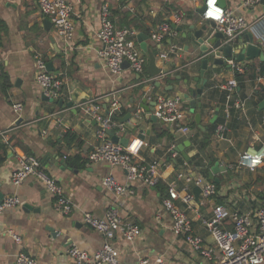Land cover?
<instances>
[{
    "label": "crops",
    "instance_id": "crops-1",
    "mask_svg": "<svg viewBox=\"0 0 264 264\" xmlns=\"http://www.w3.org/2000/svg\"><path fill=\"white\" fill-rule=\"evenodd\" d=\"M68 1L74 20L70 42L56 34L50 20L40 13L36 0H0L3 25L0 67L6 77L0 80V192L4 197L15 194L20 199L18 207L0 213V264H13L14 255L20 250L34 257L37 264H73L68 255L71 244L89 253L99 248L103 237L83 222L81 211L100 217L113 202V193L101 183L106 174H112L117 182L134 189L132 195L122 196L118 201L123 217L134 220L142 229V235L133 243L115 240L122 264H135L138 257L153 259L159 255L163 256L165 264H201L200 255L170 229L169 216L161 208L165 182L142 186L128 182L126 174L117 166L88 161V152L101 143V138L97 135L98 123L86 106L91 102L105 115L110 101L117 98L122 106L118 115L132 111L128 121L123 123V131L119 132L116 126L111 130L122 143L134 136L143 138L138 159L147 163L157 161L164 180L181 170L208 176L215 166V196L200 203V192H195L196 186H192L191 206L178 202L191 219L195 233L212 243L204 221L211 216L215 203L238 211H253L264 206V166L254 170L234 166L249 144L258 146L264 142V105H260L264 101V83L258 86L255 71L261 60L259 57L249 59L254 71L250 69L238 79L237 92L244 105L242 109L232 107L230 110L225 132L230 140L218 139L215 134L216 124L224 121L225 93L215 87L212 75L220 71L223 78H228L231 73L225 67H214L205 73L210 80L200 95L201 106L188 113L189 130L182 132L161 119L152 120L151 97L154 94L178 97L190 108L184 93L190 94L194 89L193 79L199 75L200 63L195 57V46L181 38L177 28L187 32L190 24L195 28L203 23L210 25L196 12L203 0ZM222 1L224 7L233 14H240L247 23L264 16V0L248 7L242 6V0ZM102 3L109 4L116 26L137 30L135 41L146 55L141 74L133 73L127 66L113 76L97 58L96 32ZM176 14L182 15L177 21ZM162 22L168 23L173 32L160 44L161 48L175 46L176 49L168 60L163 61L156 55L155 66L161 70L152 75L148 68L149 55L159 43L150 38V33ZM247 33L250 31L243 32L241 37ZM139 34L148 37L140 43ZM36 55L62 82L60 96L54 101L44 98L35 81ZM167 76L170 83L164 81ZM59 99L63 103H59ZM67 102H71V106ZM17 103L22 105L18 112L13 110ZM195 112L200 114L201 127L194 119ZM171 146H176L178 152L171 153ZM21 152L36 156L44 171L62 186L65 195L76 204L72 213L55 211L53 196L34 178L17 186L12 184L11 172ZM74 156H79L84 165L68 166L65 158ZM158 214L160 219H157ZM10 233L18 234L21 242L17 244Z\"/></svg>",
    "mask_w": 264,
    "mask_h": 264
},
{
    "label": "built area",
    "instance_id": "built-area-1",
    "mask_svg": "<svg viewBox=\"0 0 264 264\" xmlns=\"http://www.w3.org/2000/svg\"><path fill=\"white\" fill-rule=\"evenodd\" d=\"M260 0H242V6L248 7ZM39 11L46 16L56 34L65 42H70L74 35V20L72 6L68 0H36ZM204 10L199 15L204 22H213L215 30L223 33V43L230 42L236 36L245 31H250L253 43L264 53V16L253 23H247L240 14L232 11L214 0L211 7L218 9L212 16L208 15L209 0H205ZM182 15L176 14L175 20ZM99 29L96 39L99 47L96 50L97 58L113 76L120 74L123 63L127 62L133 73L141 74L144 71L146 55L136 43L137 30L129 26H116L112 21V13L108 3H102L99 7ZM168 23L158 24L150 33V38L159 43L157 55L160 59L168 60L175 53V46H169L166 50L161 48V43L172 34ZM231 75L223 78L219 72L212 75L215 87L225 93L223 103L224 121L218 122L215 134L218 139L230 140L226 137V120L230 116L232 107L242 109L244 102L239 98L236 74H244L249 67V60L241 61L235 58H226ZM256 67L255 71L258 72ZM0 67V78H1ZM35 81L42 95L46 98L57 99L60 96L62 82L53 76L47 69L46 62L39 56H35ZM256 80L264 83V77L256 76ZM155 106L152 115L170 124L173 128L187 132V123L190 108L184 106L178 97H166L160 94L152 95ZM122 108L120 101L114 98L110 101L107 114L101 115L95 104L89 102L87 111L98 123L97 135L101 143L93 147L87 154V159L93 163H107L119 167L125 174L128 182H137L142 186L151 187L160 182H165L166 194L161 199V208L168 214L170 229L175 235L181 236L185 243L202 258L201 264H264V206L253 211H238L230 209L227 205L215 203L211 216L204 221L205 228L211 235L212 243H207L195 233L191 219L178 205V202L191 206L193 194L191 187L196 186L200 192V203L217 194L216 184L200 173L188 170L177 171L170 179H165L160 164L157 161L142 162L138 159V153L144 144L143 138L134 136L125 143L113 141L108 137L107 130L114 126L118 131L124 130L123 124L117 123L113 116H118ZM13 110H22V105H13ZM213 111V110H212ZM136 112V110H135ZM175 146H171L170 152ZM235 167H247L254 170L264 166V142L258 146L249 144L244 149L234 165ZM29 178L41 182L47 192L53 196V209L60 214H70L75 210L76 204L65 195L62 186L43 169L40 160L25 153L17 154V166L12 170L10 180L17 186ZM102 185L113 193V202L106 208L100 217L89 211H81L82 220L91 226L103 237L99 248L93 252H87L75 244L68 248V255L73 264H122L119 260V250L115 240L133 243L142 235L141 227L132 219L125 218L121 214L119 198L132 195L134 189L126 184H121L112 176L106 174L102 177ZM180 183V188H179ZM20 205V199L15 194H8L0 202V213L6 209L16 208ZM160 214L157 219H160ZM13 240L19 244L21 238L18 234L10 233ZM13 264H37L31 255L18 251L14 255ZM135 264H165L163 256L153 259L138 257Z\"/></svg>",
    "mask_w": 264,
    "mask_h": 264
},
{
    "label": "water",
    "instance_id": "water-1",
    "mask_svg": "<svg viewBox=\"0 0 264 264\" xmlns=\"http://www.w3.org/2000/svg\"><path fill=\"white\" fill-rule=\"evenodd\" d=\"M205 0L202 1L201 4L196 8V12L200 15L204 10ZM220 4L224 6L222 0H219ZM172 27L175 28V25L172 24ZM215 25L213 22H210L208 26L206 23L201 24L198 28H195L194 24H190L187 32H182L180 27L177 28V31L180 32V36L183 39L190 40L192 44L195 46V57L199 60L200 69L199 75L194 77L195 87L191 90L190 94L184 93L185 100H188L190 103V111L194 112L195 107H200V95L204 89V87L209 83V78L205 76V73L208 70H211L214 67H225L229 68V64L226 62V58H235L238 61L243 59H253L259 57V59L264 62V53L263 51L253 43V37L251 33H247L245 37H241V35L236 36L230 42L223 43L222 40L224 35L222 32L214 29ZM148 36L139 34L137 36V41L142 43ZM145 50V47L142 46ZM157 55V49H154L152 53L149 55L148 68L151 70L152 75H157L160 72V68L155 66V57ZM48 64H46L47 66ZM128 63L124 62L123 67H127ZM214 73V72H213ZM184 82H187V79H184ZM46 100L54 101L52 98H46ZM56 100V99H55ZM59 103H63L62 99L58 100ZM67 105L71 106V102H67ZM261 106L264 105V101L261 102ZM152 106L154 108L155 101H152ZM132 111H128L126 114L118 118V122L123 124L131 116ZM114 117V116H113ZM152 120H156V118L152 115ZM194 119L196 123L200 126V114L198 112L194 113ZM107 134L113 141L121 142L119 136L114 134L112 130H107ZM173 151L178 152L176 146ZM181 151V149H180ZM182 155L185 156L184 152L181 151ZM61 163H64L61 161ZM222 170V168H221ZM215 166L211 168V171L208 172L209 179L216 182L217 180L213 177V173H215ZM195 192H199L198 187H194ZM4 194L0 192V202L2 201Z\"/></svg>",
    "mask_w": 264,
    "mask_h": 264
},
{
    "label": "trees",
    "instance_id": "trees-1",
    "mask_svg": "<svg viewBox=\"0 0 264 264\" xmlns=\"http://www.w3.org/2000/svg\"><path fill=\"white\" fill-rule=\"evenodd\" d=\"M121 27V26H120ZM3 29V25H2V22H1V20H0V30H2ZM258 68H259V70H258V72L256 73V75H259V76H261V77H264V62H260L259 63V66H258ZM252 70V71H254V67L253 66H251V65H249V67H248V70L247 71H249V70ZM246 71V72H247ZM245 72V73H246ZM255 73V72H254ZM242 75L243 74H236V78L237 79H240L241 77H242ZM6 77H5V75H4V73H3V71H2V73H1V78H0V80H4ZM164 81H165V83H170L171 82V79H170V76H167V77H165L164 78ZM258 86L259 87H262L263 86V83L262 82H260L259 84H258ZM124 113V112H123ZM119 117H121L120 115H118V116H114L113 117V119L114 120H118V118ZM65 160H66V162H67V165L68 166H71V167H80V166H82V165H84V162L82 161V162H80V157L79 156H74V157H66L65 158ZM76 161H79V163L78 162H76ZM207 178L209 179V177L207 176ZM211 180V179H210ZM213 181V180H212ZM214 182V181H213ZM215 184H216V186H217V183L216 182H214ZM158 184H160V183H158ZM165 194H166V190H165ZM165 194L163 195V196H165Z\"/></svg>",
    "mask_w": 264,
    "mask_h": 264
},
{
    "label": "clouds",
    "instance_id": "clouds-1",
    "mask_svg": "<svg viewBox=\"0 0 264 264\" xmlns=\"http://www.w3.org/2000/svg\"><path fill=\"white\" fill-rule=\"evenodd\" d=\"M212 2H213V0H209V5H210L209 11H208V15L209 16H212L215 12L218 11V9H214V8L211 7Z\"/></svg>",
    "mask_w": 264,
    "mask_h": 264
},
{
    "label": "snow or ice",
    "instance_id": "snow-or-ice-1",
    "mask_svg": "<svg viewBox=\"0 0 264 264\" xmlns=\"http://www.w3.org/2000/svg\"><path fill=\"white\" fill-rule=\"evenodd\" d=\"M213 2H214V0H213Z\"/></svg>",
    "mask_w": 264,
    "mask_h": 264
}]
</instances>
